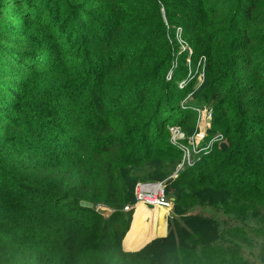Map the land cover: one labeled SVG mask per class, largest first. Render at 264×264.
<instances>
[{"label":"trees","instance_id":"16d2710c","mask_svg":"<svg viewBox=\"0 0 264 264\" xmlns=\"http://www.w3.org/2000/svg\"><path fill=\"white\" fill-rule=\"evenodd\" d=\"M188 96L222 142L165 185L172 230L126 251L135 184L181 161L167 127L195 131ZM195 206L253 219L264 264V0H0V264H248L245 229Z\"/></svg>","mask_w":264,"mask_h":264},{"label":"rangeland","instance_id":"374dc122","mask_svg":"<svg viewBox=\"0 0 264 264\" xmlns=\"http://www.w3.org/2000/svg\"><path fill=\"white\" fill-rule=\"evenodd\" d=\"M176 41H177V45H178L180 51L183 52L182 46H181L182 41L177 36V33H176ZM185 51L188 54V56L186 57V61H185L186 62V66H187L188 74H187L186 80H184V81H186V83L191 82V81L194 82V84H192L193 85V91H196L203 84L202 81L204 79V71L199 68L200 61H198L196 64H193L192 62H190V54H189V52L187 50H185ZM179 54L180 53H176V57H178ZM199 60L203 61L202 59H199ZM172 64L174 66L177 65L176 59L173 60ZM189 74L191 75L190 78L188 77ZM181 82H180V85L182 83H184V82H182V83ZM185 103H187L188 105L192 104L191 106H195L194 108H199V109H202V110L207 108L204 105H203L204 107H201V108L199 106H197V105H194L193 104L194 102L192 101V97L191 96L186 97V99L182 102V105H184ZM206 111L212 113L210 108H207L204 111V113ZM175 118L176 117L173 118V121L170 123L171 125H169L167 127V129H168V131H169V128H170V130L171 129H174V130L180 129L183 134H181V133L180 134H172L171 132H169V136H170L169 142H171L170 143L171 145H174L176 147H178V146H188L189 142L196 143L198 145H202L206 141V139L209 138V134H208L207 129L209 127V124H210L211 120H208L206 122V119L203 118V120L201 122H198L197 119H196L195 131L192 132L190 135H188L180 128V126L173 124ZM183 136H185L186 140H184V141L178 140V139H181ZM218 140L219 141H215L214 142V145L215 144L219 145L222 142L220 139H218ZM177 142H178V144H177ZM181 160H182V154H181ZM185 160H187V159L185 158ZM181 162H183V161H179V163H176L175 165L170 166L171 168H169V167L165 168L166 171H168V170L170 171V172H168V175H167L168 180L172 179L173 177H175L177 175V173L183 171L184 168L189 167L188 164H186V162H185V164H183V168L182 169L178 168V165H179V167L181 166V164H182ZM167 181H162L164 183V186L169 184V183L166 184ZM138 183L149 184V183H159V182H138ZM138 183H136L135 186H134V198H135L136 187H137ZM165 194H166V191H165ZM166 196L168 197L167 194H166ZM127 206H131V205L128 204ZM136 206H139V205H136ZM147 207H149V208L148 209L145 208V215H146L145 221L144 222H139V224H138V226L146 225L147 228H148L147 232H150V231H151V233L153 231L159 232V230L161 229V230H164V235L163 236H165L167 234V232H168V230H167V228H168L167 227L168 219H170V220L172 219L171 223L169 222L170 230H172V221H176L177 222V221L180 220L177 217V215L173 214L172 205H171V207L169 209L165 208V207H151V206H147ZM135 208L133 210L131 225H132V223H133V221L135 219V215H136ZM132 209H133V207L131 208V210ZM131 210H128V211H131ZM128 211H126V212H128ZM157 212H159L162 215V221H161V223H156L155 226H154L152 224V218L151 217L153 215H155V214H158ZM189 214L193 215V216L194 215H200V216H204V217H207V218L214 219V220L218 221V225H219L220 229H223V230L232 229L235 226H242L245 229V231H246V235H247V237L249 239V242L245 241L243 245H240L239 247L236 246V247L239 248V255H240L241 258L247 259L250 264H260L258 259L260 258V255H261L260 243L262 242V239L255 237L256 234L254 232V229H255L256 223H255V221L253 219H251V218L248 219L247 218L246 220H244V222L237 221V219H235V218H233L231 216L225 215L222 212H220L219 210H215V209H212V208L207 207V206H195L194 208H192L186 214V216H188ZM245 223H247V224H245ZM131 225H130L129 230L131 229ZM226 233L229 234L228 231ZM159 235H158V237H159ZM163 236H160V237H163ZM156 237L157 236L152 237L146 243L150 242L152 239H154ZM228 237L230 238V240H223L224 242H226L225 243V247H227V248L233 246V244L230 245L227 242H230L234 236L232 234H229ZM123 243H124V239L122 241V247H123V249H125L124 248L125 246H124ZM146 243H144V244H146ZM237 259L238 258H235V259L232 260L234 264H238L239 263V260H237Z\"/></svg>","mask_w":264,"mask_h":264},{"label":"built area","instance_id":"2783aa9c","mask_svg":"<svg viewBox=\"0 0 264 264\" xmlns=\"http://www.w3.org/2000/svg\"><path fill=\"white\" fill-rule=\"evenodd\" d=\"M182 46V50L185 51L187 50L189 52V54L191 53V50L189 49V47L185 44H181ZM170 75V73H169ZM190 74L188 75V77L190 78ZM184 82V83H182ZM181 85L179 83V87H183L184 84H186V81H182ZM184 108V107H183ZM192 110L196 113L197 115V121L201 122L203 120V118L206 119V122L208 120H211L212 118V113L206 111L204 113V111L206 109H199V108H192ZM202 116V117H201ZM204 116V117H203ZM169 132H171L172 134H183L181 132L180 129L178 130H174L169 128ZM218 139L222 140L223 136L221 134H217L214 137H212L210 140L204 142L202 145H198L196 143H188V146H178V148L180 149V151L182 152V160L183 162H181V166L178 168L182 169L183 168V164H188V166H192L194 161L196 159H198V156L203 153V154H207L211 148V146L214 144L215 141H219ZM181 141L186 140L185 136H183L181 139H178ZM180 141V142H181ZM178 144V142H177ZM184 154V155H183ZM191 154V155H190ZM185 158L187 160H185ZM135 206L142 204L145 206H151V207H165V208H170L171 205L173 204L172 200L169 199L166 194H165V186L163 182H159V183H149V184H141L138 183L137 187H136V194H135ZM131 206H126L124 207V211H128L131 210Z\"/></svg>","mask_w":264,"mask_h":264},{"label":"crops","instance_id":"0c3cea01","mask_svg":"<svg viewBox=\"0 0 264 264\" xmlns=\"http://www.w3.org/2000/svg\"><path fill=\"white\" fill-rule=\"evenodd\" d=\"M135 219L131 225V229L129 230V232L127 233V235L124 238V248L126 251H135L138 250L141 246L144 245V243H146L147 241H149L152 237L159 235L163 236L164 235V230H159V232H155L153 231L151 233L147 232V226L146 225H140L138 226L139 222H144L146 219V215H145V208H149L145 205H141L139 204V206H135ZM158 214L153 215L152 218V224L155 226L156 223H161V218H159L158 216L160 215L159 212H157ZM149 238V239H148ZM127 240V243L125 245V242Z\"/></svg>","mask_w":264,"mask_h":264},{"label":"water","instance_id":"95a60500","mask_svg":"<svg viewBox=\"0 0 264 264\" xmlns=\"http://www.w3.org/2000/svg\"><path fill=\"white\" fill-rule=\"evenodd\" d=\"M171 181H172V179H169L166 182V184L170 183ZM80 205L82 207H86V208H92L93 207V204L92 203L84 202V201L80 202ZM95 211L99 215L103 216L104 218H108L113 213V211L111 209H109L108 207L103 206V205L96 206Z\"/></svg>","mask_w":264,"mask_h":264},{"label":"bare ground","instance_id":"6f19581e","mask_svg":"<svg viewBox=\"0 0 264 264\" xmlns=\"http://www.w3.org/2000/svg\"><path fill=\"white\" fill-rule=\"evenodd\" d=\"M161 216H162V215L160 214L158 217L161 218ZM161 219H162V218H161ZM161 221H162V220H161ZM158 223H159V222H158Z\"/></svg>","mask_w":264,"mask_h":264}]
</instances>
